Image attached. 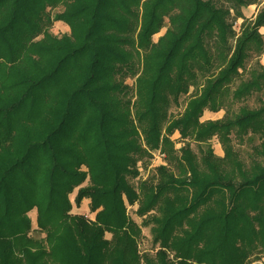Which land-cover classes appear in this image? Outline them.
I'll use <instances>...</instances> for the list:
<instances>
[{"label": "trees", "instance_id": "obj_1", "mask_svg": "<svg viewBox=\"0 0 264 264\" xmlns=\"http://www.w3.org/2000/svg\"><path fill=\"white\" fill-rule=\"evenodd\" d=\"M53 3L63 10L50 19L41 0H0V264H49L46 257L55 264H136L124 232L126 203L138 216L157 210L159 264H168V249L176 264H190L191 256L244 264L254 248L264 253V65L256 60L264 53V4L246 19L242 9L258 0ZM164 18L167 27L153 41ZM52 21L64 22L69 34L51 35ZM125 69L135 81L132 104L115 78ZM189 87L195 93L183 112L169 118L170 101ZM223 95L228 106L251 97L258 105L200 122L204 110L221 109L216 99ZM175 131L202 144L216 137L223 156L207 147L197 158L188 142L175 151ZM231 133L257 138L249 166ZM155 152L165 163L155 167L156 180L129 183L139 176L138 162ZM75 188L74 204L88 199L92 221L70 214ZM33 207L47 249L28 236L25 214ZM193 214L175 239L173 230ZM105 233L117 235L112 248Z\"/></svg>", "mask_w": 264, "mask_h": 264}, {"label": "rangeland", "instance_id": "obj_2", "mask_svg": "<svg viewBox=\"0 0 264 264\" xmlns=\"http://www.w3.org/2000/svg\"><path fill=\"white\" fill-rule=\"evenodd\" d=\"M41 3L44 7L45 14L50 18L53 19L54 16L63 10V6L61 3H58L54 5L53 0H41ZM264 4V0H258L257 5H251L247 8L242 9V14L244 18L250 19L255 16V14L262 8ZM242 22L241 19L236 20L234 23V28L238 30L240 23ZM167 27V18H164V27L152 37L153 41H156L159 36H161L165 29ZM260 34L262 35L263 41H264V27H262L260 30ZM49 33L53 36L60 37L65 34H69V28L68 26L61 21H52V23L49 26ZM41 36H39L37 39H40ZM139 60V61H138ZM260 64L264 65V53L260 55L256 59ZM131 62L133 63V67L140 70L141 67V61L138 58H135L133 56ZM123 75H117L115 78L118 81H122V85L126 87V93L124 95V99L129 101L130 104L135 99V81L134 77L132 76V72L125 69ZM239 77H242L239 76ZM235 78V80L230 83V87L233 88L235 84H237L240 80V78ZM229 88V87H228ZM195 93L194 87H189L188 91L185 94H182L179 96L177 103H173L170 101L169 107H168V116L169 118H175L179 116L186 105V102L188 99ZM224 98H227L226 95H223L216 99V103L218 102V106L221 107V109L217 112H211L208 110H204L203 114L200 118V122L207 121V120H219L223 117L225 114V111L227 109L230 110V112H236L242 104L247 105L251 108L256 107L258 105L257 100L254 97L248 98L244 103L243 102H232L230 106L227 105L228 101ZM130 109H134L130 107ZM133 112V111H132ZM133 116V114L131 115ZM231 144L234 148V150H237L240 156L241 162H243L244 166L250 165V156L253 155L252 153V146L258 144L257 138L253 137V140L249 141L248 136H242V138L239 139V137L235 136L233 133L230 135ZM170 140L173 142V148L175 151H177L181 146H183L184 143L188 142L191 150L196 155L197 158H200L202 155V152L206 150L207 147H210L212 150V153L215 156H222L223 151L221 144L218 142V139L216 137H213L208 141L207 144L197 143L193 141L192 139H182L179 136V133L175 131L171 136ZM178 154L175 153L174 156H177ZM165 164L163 161V155H161L158 152L153 153L150 157H144L141 161L138 162V172L139 176L136 179H130L128 178V182L132 185H136L138 181H144L147 179L148 181H155L156 180V173H155V167ZM84 169V168H83ZM170 170L174 171L175 174H178L180 172L179 166L172 162ZM88 181H85L81 186H87ZM77 188L74 189V191L68 195V199L71 203V211L70 214H77L82 215L85 219L92 221L94 219V213H91L89 211V200L83 199L82 202L78 207L74 204V197L76 194ZM137 206H128L126 203V216L129 220V225L125 229L124 232L127 233V235L133 240V247L135 248L136 253V264H159L156 253L159 249V245L154 242V230L156 229L157 225L155 221H153V218L157 217L158 212L157 210H151L148 213H146L144 216H138L135 213ZM26 217L29 219L30 222V231L28 233V236L32 239H35L37 241H41L43 246L46 247V243L44 241L45 233L41 231L37 227V218H38V211L36 207H33L31 210H29L26 214ZM196 214L191 215L190 219L184 220L182 222V226L176 227L172 233V236L175 239H179L182 236L183 230H186L189 228L188 221H191L194 219L193 216ZM105 238L110 242L109 247L112 248L114 244L116 243V234L111 233H105ZM35 249V246L32 247V250ZM17 254L16 256H18ZM20 257V256H19ZM53 259L55 257L53 256ZM50 260V261H49ZM46 257V261L50 262L49 264H55V260L51 261V258ZM166 260L168 264H176L178 261V256L176 254V251L173 249H168L166 252ZM190 264H207L205 259H202L200 262H197L193 256L189 258ZM244 264H264V253L259 251V249L254 248L251 250V253L248 255L246 261Z\"/></svg>", "mask_w": 264, "mask_h": 264}, {"label": "crops", "instance_id": "obj_3", "mask_svg": "<svg viewBox=\"0 0 264 264\" xmlns=\"http://www.w3.org/2000/svg\"><path fill=\"white\" fill-rule=\"evenodd\" d=\"M223 156V155H222ZM222 156H218V157H222Z\"/></svg>", "mask_w": 264, "mask_h": 264}]
</instances>
